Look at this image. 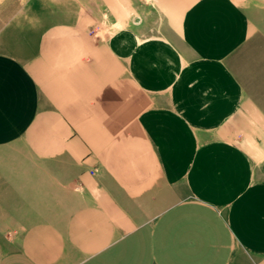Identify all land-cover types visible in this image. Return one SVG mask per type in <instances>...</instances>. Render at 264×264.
Here are the masks:
<instances>
[{
	"label": "crops",
	"instance_id": "0c3cea01",
	"mask_svg": "<svg viewBox=\"0 0 264 264\" xmlns=\"http://www.w3.org/2000/svg\"><path fill=\"white\" fill-rule=\"evenodd\" d=\"M64 3L0 30V264H264V0Z\"/></svg>",
	"mask_w": 264,
	"mask_h": 264
},
{
	"label": "rangeland",
	"instance_id": "374dc122",
	"mask_svg": "<svg viewBox=\"0 0 264 264\" xmlns=\"http://www.w3.org/2000/svg\"><path fill=\"white\" fill-rule=\"evenodd\" d=\"M65 0H0V30L18 12L39 9L50 13L59 14L60 7L69 6ZM72 6V5H71Z\"/></svg>",
	"mask_w": 264,
	"mask_h": 264
}]
</instances>
